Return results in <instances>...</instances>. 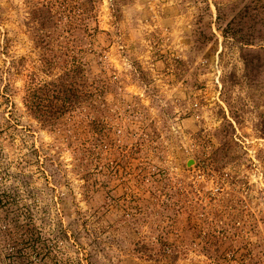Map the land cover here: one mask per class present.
<instances>
[{"label":"rangeland","instance_id":"rangeland-1","mask_svg":"<svg viewBox=\"0 0 264 264\" xmlns=\"http://www.w3.org/2000/svg\"><path fill=\"white\" fill-rule=\"evenodd\" d=\"M46 3L91 96L54 126L26 105L63 72ZM241 254L264 264V0H0V264Z\"/></svg>","mask_w":264,"mask_h":264},{"label":"trees","instance_id":"trees-1","mask_svg":"<svg viewBox=\"0 0 264 264\" xmlns=\"http://www.w3.org/2000/svg\"><path fill=\"white\" fill-rule=\"evenodd\" d=\"M58 14L59 12L54 4L47 5L46 3L42 8L36 10L35 13L36 18H38L44 28H34V30L37 31L38 43L44 49L41 59L42 67L47 73H51L56 66L61 64L63 72L58 77L50 80V82H44L43 84H37L29 88L26 94V105L28 108L39 120L49 123L50 126L58 123L57 121L67 111L78 107L84 100V97L88 99L91 97L85 86L86 83L80 82L87 79L85 70L87 66L79 59L77 60L75 56L69 57L68 48L63 46L61 42H59L57 47H53L56 40L53 37V29H57V23L60 22ZM51 25L53 28H50ZM90 51H93V49ZM226 253L227 255L230 254L229 252H225L224 258L226 257ZM165 257L172 259V254L168 253ZM240 257V262L243 264L254 262L250 256L241 254Z\"/></svg>","mask_w":264,"mask_h":264}]
</instances>
